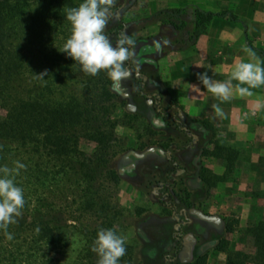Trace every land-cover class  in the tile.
<instances>
[{
	"label": "rangeland",
	"instance_id": "374dc122",
	"mask_svg": "<svg viewBox=\"0 0 264 264\" xmlns=\"http://www.w3.org/2000/svg\"><path fill=\"white\" fill-rule=\"evenodd\" d=\"M35 1L38 3L43 0ZM81 2L82 0L54 1L55 9L49 19L50 25L43 27V23H40V33L45 34L46 40L42 42L39 36L36 38V46L34 45L40 51V56L34 57L28 53V39L20 40L19 49L16 46V50L25 51L26 56L30 55L33 67L40 65L41 69H36L35 74L38 85L44 87L48 83L45 81L51 80L46 79V76H37L45 73L44 68L51 65L49 68L55 76L50 87L55 91L50 97H54L56 101H61L64 97H77L83 102L84 81L90 82V89L85 91L90 94V102H95L97 115L92 118L91 124L100 129L101 139L78 133L80 127L72 128L67 134L70 139L77 140L76 153L72 151L63 156L55 152L50 157V167H45V157L41 159L42 165L36 171L33 170L34 157L29 161L31 164L26 165L28 172L24 176V182L19 184L24 192L25 204L21 214L16 217V222L8 226V232L14 235L18 229L17 223H31V226L24 228L18 241L7 239L4 231L0 230V260H3L0 264H97L98 257L91 248L102 228L113 229L125 238L126 252L119 264H165L162 256L169 241L172 253L166 257L171 258L176 253V248H180L179 236H191L203 242L222 233L220 229L218 231V225L208 224L192 212L193 207L200 208L196 204L205 198L204 195H192L187 182L196 171L194 159L199 156L200 148L193 155L186 154V151L181 154V161H185L183 164L189 173L181 176L183 165L179 163L171 178L165 174V171L169 173L172 170V163L167 156L176 160L185 147L187 138L181 127L189 126L190 121L178 115L177 90L174 83L169 80L162 82L158 78L160 68L158 69L157 62L162 56L170 54L172 48L193 42L192 35L183 34L188 31L190 20L182 23L183 32L179 34V28L165 24L160 17L139 20L138 9H143L144 1L141 5H135L134 0H113L109 22L104 31L113 44L121 33H127L136 42L134 56L124 62L129 75L113 82L106 72L101 71L96 78H91V75L81 72L73 60L71 64L76 67L63 74L56 68L60 65L58 57L50 62L44 59L43 52L52 57L55 54L61 55L58 50L70 35V24L65 19L66 10L78 7ZM36 7L40 5L36 4L34 8ZM23 61L28 63L26 59ZM63 75L69 79L65 90L60 79ZM152 80L162 88L157 84L153 85ZM105 81H108L106 85ZM35 89L37 92L40 88L36 86ZM108 91L112 93L111 106L103 109L101 98L106 99ZM85 106L91 109L87 104ZM103 111L107 113L104 116ZM5 115L6 110L0 105V120ZM96 154L105 160H99L97 173L92 179L87 166L81 170L80 164L82 161H90ZM34 160L36 162L38 157ZM202 163H205L204 158L198 164L205 166ZM91 165L93 166L92 162ZM203 169L206 175V167ZM235 172L242 175L244 189V155L240 156ZM33 175L39 180L34 179ZM207 177L216 184V177L211 174ZM262 185L264 180L258 178L257 181L248 183L247 187V194L260 206H264ZM237 188L232 189L235 191ZM243 202L244 197L232 195L227 199L232 207L230 210L222 212L218 208L221 215L219 223L224 226L220 242H225V249L229 252L253 253L254 243L247 232L251 226L242 222ZM34 225L59 227L56 235L63 240L59 247L64 246L65 250L61 253L58 246L45 242L34 245L32 239L38 230ZM229 229L231 230L228 231ZM202 230L208 232L207 236ZM17 248L20 249L19 257L13 255ZM14 257L19 261L15 262Z\"/></svg>",
	"mask_w": 264,
	"mask_h": 264
},
{
	"label": "crops",
	"instance_id": "0c3cea01",
	"mask_svg": "<svg viewBox=\"0 0 264 264\" xmlns=\"http://www.w3.org/2000/svg\"><path fill=\"white\" fill-rule=\"evenodd\" d=\"M143 1V9L139 8L137 13L139 20L160 17L165 24L179 28V34L183 32L182 23L190 20V27L183 32L184 36H190L195 31L196 9L229 11L237 17V20L229 16L215 17L196 39L193 38L191 44L172 48L170 54L158 60L157 67L160 69L157 76L162 82L169 80L174 83L178 115L190 121L189 126L181 127L187 138L186 148L176 161L189 173L183 164L185 161H181L184 151L193 155L200 148L197 163L202 158L205 160L202 163L205 166L200 165V168L206 167V175L203 169L201 174L194 175V172L189 180L192 195L205 196L196 204L200 208L193 207L192 212L197 215L200 211L208 217L200 216V219L207 222L220 220L218 208L227 212L232 208L227 203L228 197L239 195L244 197L242 222L253 226L264 219V206L256 204L247 194L248 183L258 178L264 180V85L251 88V95L241 96L235 90L236 81H233L231 99L221 102L208 92L197 77L207 71L214 81H226L234 62L252 59L244 51L245 48L255 53L253 62L259 61L264 65V0H134V4L141 5ZM151 83L162 88L154 80ZM213 105H219L223 114L217 115ZM230 148L238 152L233 170L228 168L225 158ZM241 155H244V189L242 175L235 172ZM165 174L168 175L166 171ZM208 174L216 177V184L210 181ZM233 187L238 188L234 191ZM201 232L207 233L204 230ZM221 232L203 242L187 237L180 260L176 253L171 255H177L173 263L168 257L172 253L169 241L162 256L165 264L169 261L171 264H198L202 258V264H227L229 251L218 246L223 238L224 231Z\"/></svg>",
	"mask_w": 264,
	"mask_h": 264
},
{
	"label": "trees",
	"instance_id": "16d2710c",
	"mask_svg": "<svg viewBox=\"0 0 264 264\" xmlns=\"http://www.w3.org/2000/svg\"><path fill=\"white\" fill-rule=\"evenodd\" d=\"M54 1L43 0L36 3L35 0H0V105L6 110L5 117L0 120V167L13 168L15 162L19 161L26 168V165L31 164L29 161L33 160V170L36 171L42 165L41 159H45V157L47 160L46 162L43 160V164L45 162V167L47 165L50 167V157L55 152L63 156H67L72 151L76 153L77 140L70 139L67 134L72 128L77 129L80 127L78 133L87 134L93 139H101L100 134L102 133L100 129L92 127L91 124L92 118L97 117V115L95 114V102H90V94L85 91L90 89L88 80H85L83 85L85 92H83L85 96L83 102H81L82 99L80 100L77 97H70L69 99L64 97L61 101H56L54 97H50L51 93L55 91L50 87L53 83L51 80L55 76V73L49 68L51 65L44 68L46 73L44 76H46V79H51L45 81L48 82L47 85L43 87V85H38V81H35L36 69L40 70L41 67L40 65L33 67L31 56H40L38 54L40 51L35 47L36 40L39 36L40 39L42 38V42L46 40L45 34L42 31L40 33V23H43V27L50 25L51 21L49 19L55 9L53 6ZM36 4L40 5V7L34 8ZM224 16L237 20V17L229 11L213 12L196 9L195 31L192 34V38L196 39L206 29L212 19ZM21 25L25 26L22 27ZM25 39H28L29 47L27 50L31 56H26L27 53L25 51L16 50V46L18 48V45H20V40L23 41ZM43 54L44 59L50 60V62L53 58L57 60L56 57H58L60 65L56 68H59L63 74L76 67L73 63L71 64L72 59L66 57L64 53L58 54L59 56L55 54L53 57L48 53L45 54L43 52ZM24 59L28 60V63L25 64ZM91 78L96 77L92 76ZM60 79L65 90L69 79L66 75H63ZM105 82L104 85L108 81ZM36 86L40 88L37 92ZM105 96L106 99L105 97L101 98L103 109L111 106L112 93L108 91ZM85 104L91 109L86 108ZM103 112V116L107 114L105 111ZM84 125L86 126L84 127ZM93 156L90 161H82L80 164L81 170H83L84 166H87L88 174H90L92 179L95 178L98 162L102 159L99 154ZM33 157L34 159L38 157V160L35 162L32 159ZM225 158L228 161V168L233 170L235 161L238 158L237 150L228 149L225 153ZM60 164L63 165L62 163ZM25 168L21 169L19 175L15 177V182L18 186L21 182H24V176L28 172V168ZM34 179L39 180L35 177ZM29 226H31V223H17L16 228L18 229L14 232L13 239L18 241L24 228L28 229ZM34 226L38 228L36 232L34 231L35 238L32 239L34 245L45 242L58 246L61 253L65 250L64 246L59 247L63 241L58 239V235H56L60 230L59 227H50L49 225L43 227L42 225ZM247 232L253 240L254 252H229L227 264H264V219L249 227ZM27 239L29 240V238ZM218 246L225 249V242L221 241ZM18 247L21 249L19 243ZM19 248H17L16 253L13 252V255L19 257ZM17 257L13 258L15 262L19 261ZM202 259L198 264H202ZM0 262L3 263V260L1 259ZM18 264H23V262Z\"/></svg>",
	"mask_w": 264,
	"mask_h": 264
},
{
	"label": "clouds",
	"instance_id": "9594fccd",
	"mask_svg": "<svg viewBox=\"0 0 264 264\" xmlns=\"http://www.w3.org/2000/svg\"><path fill=\"white\" fill-rule=\"evenodd\" d=\"M112 4L113 0H82L78 7L67 9L65 19L70 24V35L58 51L71 58L81 72L96 76L104 71L113 82H118L129 75L124 62L134 56L136 42L127 33H121L113 44L105 35ZM244 51L252 59L234 62L226 81H214L207 71L198 74L199 82L221 102L231 99L233 81L241 96L251 95V88L264 85V65L253 62L255 53L252 50L245 48ZM45 74L37 76L44 78ZM213 108L217 115L223 114L219 105ZM24 168L19 161L13 168L0 167V230L9 240L13 235L8 232V226L16 222L25 204L23 189L15 182ZM91 251L98 257L97 264H119L126 252L125 238L113 229L102 228Z\"/></svg>",
	"mask_w": 264,
	"mask_h": 264
},
{
	"label": "flooded vegetation",
	"instance_id": "af4514ba",
	"mask_svg": "<svg viewBox=\"0 0 264 264\" xmlns=\"http://www.w3.org/2000/svg\"><path fill=\"white\" fill-rule=\"evenodd\" d=\"M131 64V63H130ZM137 70V68L135 67V71ZM141 93L143 94V90H141ZM167 158L169 159V161H171V163H172V170L168 173V175H167V177L168 178H171V176L174 174V170H175V168H177V161L173 158V157H171V156H167ZM194 166H196V171H195V173H194V175H198V173L199 174H201V168H200V165L197 163V161L195 160V162H194ZM181 176H184L186 173H187V171H186V169H183L182 167H181ZM188 182V185H190V181L188 180L187 181ZM191 209V208H190ZM198 212H200V211H198ZM198 215V214H197ZM196 215V216H197ZM204 215V214H203ZM199 219H200V215H198L197 216ZM202 220V219H201ZM204 221V220H203ZM219 221L220 220H217V219H213V221H210V222H207V223H212L211 225H218L219 227L217 228L218 229V231H219V229H220V231H222L223 229L222 228H224L223 227V225L221 224V223H219ZM221 225V226H220ZM208 233V232H207ZM207 233H204V234H206V236H207ZM181 235V234H180ZM188 237H191V236H188ZM179 240H180V248L179 249H177L176 248V254L178 255V257H179V260H180V253H181V251L185 248V246H186V241H187V237H182V236H179V237H177ZM192 238H194V237H192ZM209 241V240H208ZM204 247H203V245H202V249H203ZM205 249V248H204ZM176 255V256H177ZM176 256H173V257H171L170 258V260H171V262H173V261H175V258H176ZM169 260V259H168ZM170 262V261H169ZM168 262V263H169Z\"/></svg>",
	"mask_w": 264,
	"mask_h": 264
},
{
	"label": "water",
	"instance_id": "95a60500",
	"mask_svg": "<svg viewBox=\"0 0 264 264\" xmlns=\"http://www.w3.org/2000/svg\"><path fill=\"white\" fill-rule=\"evenodd\" d=\"M197 213H198V215H200V216L203 217V218H208V217L204 216L201 212H198V211H197Z\"/></svg>",
	"mask_w": 264,
	"mask_h": 264
}]
</instances>
